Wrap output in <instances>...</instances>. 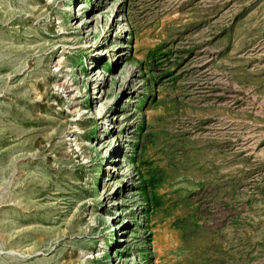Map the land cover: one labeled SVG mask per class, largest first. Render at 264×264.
Listing matches in <instances>:
<instances>
[{
	"label": "rangeland",
	"instance_id": "obj_1",
	"mask_svg": "<svg viewBox=\"0 0 264 264\" xmlns=\"http://www.w3.org/2000/svg\"><path fill=\"white\" fill-rule=\"evenodd\" d=\"M0 264H264V0H0Z\"/></svg>",
	"mask_w": 264,
	"mask_h": 264
},
{
	"label": "bare ground",
	"instance_id": "obj_2",
	"mask_svg": "<svg viewBox=\"0 0 264 264\" xmlns=\"http://www.w3.org/2000/svg\"><path fill=\"white\" fill-rule=\"evenodd\" d=\"M60 59L61 58H59V59H57L58 61L56 62V66H60L61 65V63L59 62L60 61ZM97 69V72H100L99 73V75L101 74V71H100V69L97 67L96 68ZM98 75V76H99ZM97 77V76H96ZM56 85L59 87V88H62L64 91H66L67 92V96L70 98V99H73V97L75 96L74 94H70L71 93V89H70V86H66L64 83H63V81H60V82H57L56 83ZM95 88V87H94ZM93 88V89H94ZM197 88H200V87H197ZM74 95V96H73ZM78 110H76V109H70V113H72V114H74V113H76ZM100 115H98V116H96V117H104V115H101V112H98ZM71 139V138H70ZM74 139V138H73Z\"/></svg>",
	"mask_w": 264,
	"mask_h": 264
}]
</instances>
